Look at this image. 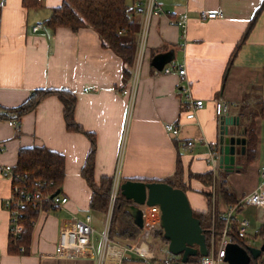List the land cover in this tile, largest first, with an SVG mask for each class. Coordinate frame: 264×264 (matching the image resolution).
<instances>
[{"label":"crops","instance_id":"0c3cea01","mask_svg":"<svg viewBox=\"0 0 264 264\" xmlns=\"http://www.w3.org/2000/svg\"><path fill=\"white\" fill-rule=\"evenodd\" d=\"M62 1L39 0V5L25 7L22 0H0V108L19 106L35 89L67 90L75 98L73 119L82 130H66L63 106L56 95L41 100L17 127L0 120V264H99L101 245L93 257L65 259L54 254L60 228L93 211L91 190L81 175L91 147L85 133L95 140L96 182L104 176L112 178V187L116 180L119 187L126 181L182 180L193 212H207V202L212 205L215 199L218 215L230 206L218 197L217 184L213 181L214 185L206 187L189 179V174L212 170L225 180L238 202L260 188L264 191V120L258 115L264 102V7L231 57L263 0H155L159 15L134 12L137 34L130 67L103 46L91 28L46 27L43 22ZM126 2L133 8L135 0ZM200 12L221 16L200 19ZM178 22L185 23V28L178 27ZM36 25L42 28L34 31ZM167 54L168 62L156 69L152 60ZM179 66L185 75L178 74ZM187 89L193 100L203 102L193 121L185 118ZM218 101L228 106L226 116L238 119V125L228 127V136L244 138V147L246 125L249 120L255 123V158L246 163L240 146H235L232 172L221 169L216 157L222 138V120L214 110ZM168 123L178 126L176 137L165 130ZM34 146L63 155L61 197L67 202L54 212L38 214L29 253L21 255L8 251L11 218L4 203L12 185L2 168L14 167L19 150ZM199 194L205 195L204 202ZM234 215L236 221L249 222L248 234L251 229L255 233L264 224V204L241 205ZM212 223L211 211L210 227ZM18 226L21 229L19 218ZM157 240L151 236L148 244ZM123 263L143 261L130 255Z\"/></svg>","mask_w":264,"mask_h":264},{"label":"trees","instance_id":"16d2710c","mask_svg":"<svg viewBox=\"0 0 264 264\" xmlns=\"http://www.w3.org/2000/svg\"><path fill=\"white\" fill-rule=\"evenodd\" d=\"M25 7H35L39 5V0H22ZM264 7V0L249 21L248 28L241 38L240 42L234 49L231 57L234 56L238 47L243 43L248 31L254 25L260 11ZM134 8H132L126 0H63L62 3L52 8L49 18L43 23L46 27L55 29L57 27L68 28L71 31H77L82 28L93 29L102 40L103 46L112 50L121 58L126 67H130L135 53L137 23L134 19ZM1 16V7H0ZM124 73L129 76V70L124 69ZM49 95H56L63 106V116L66 130L69 132H82L80 127L73 119V111L75 106L74 96L67 90L55 89H35L31 92L28 99L17 107L0 108V120L11 121L15 127L19 126L20 120L24 115L31 112L35 107ZM258 115L264 120V102L260 106ZM253 119V118H250ZM90 140V150L87 154L84 165L81 169V175L91 190V199L89 207L93 211L105 214L109 204V196L112 188V178L102 177L98 182L94 180V136L85 133ZM246 147L243 154L246 163H251L255 158L257 138L255 135L254 120H249L246 125ZM179 160L177 162L179 175ZM11 185L18 186L19 190L31 199L28 203H24L20 208L21 215L19 217L21 229L19 235L8 236V251L10 253H18L26 255L29 253L30 238L35 222L40 212H54L58 206L49 198L61 196V186L64 180L65 167L64 157L61 153L49 150L42 146H34L30 148L20 149L17 155V162L12 167ZM194 178L204 186L217 184L218 197L226 206L238 204L235 196L229 193L224 179H218L217 174L212 170L203 174H189V179ZM214 181V182H213ZM166 183L174 188H179L185 192V185L180 180L172 182L166 180ZM38 195V198L35 196ZM47 196L49 198H47ZM209 202V201H208ZM207 202V212L195 213L194 217L199 219L202 229L204 230L205 242L209 248L211 240V203ZM130 202L126 200L118 189L117 197L113 206L110 225L108 230V239L110 241H134L140 233L138 228L126 211ZM240 206L237 208L239 209ZM32 222V223H31ZM225 226V219L216 215L214 219V237L221 235ZM237 221L232 219L228 235L232 237V241L244 249L255 247V242L264 244V224L261 225L254 234H247L245 239L236 235ZM153 238L168 243L163 237L161 228L155 230L152 234ZM202 256L196 255L188 259L189 262H197ZM167 258L180 261V257L167 254ZM249 264H264V252L256 259L251 258Z\"/></svg>","mask_w":264,"mask_h":264},{"label":"built area","instance_id":"2783aa9c","mask_svg":"<svg viewBox=\"0 0 264 264\" xmlns=\"http://www.w3.org/2000/svg\"><path fill=\"white\" fill-rule=\"evenodd\" d=\"M144 1V3H143ZM134 11L137 14H143L146 17L151 15H159L161 13L160 7L156 4L155 0H135L133 6ZM219 12H200V19H216L220 17ZM176 25L180 28H185V23L178 22ZM41 25H36L33 30L37 31L41 29ZM144 49V35H142L138 43V51L141 53ZM178 74L185 75V70L183 67H178ZM187 101L185 109L187 114L185 118L188 121H193L195 119V113L197 110L203 107V102L200 100H193L190 97V92L188 89ZM127 94V90L123 91ZM214 110L217 118H223L228 114V106L221 101H218L214 105ZM9 125L14 126V124L9 121ZM165 130L176 137L179 134V128L175 124H165ZM215 156V155H214ZM2 174L6 177H12V168L4 167L2 168ZM264 176V173H263ZM116 180V176L114 178ZM118 183L115 181V186L111 188L109 196V204L107 212L105 214L104 222V232L101 235V251H100V262L99 264H124V260L130 259V255H135L142 259L143 264H223L226 247L229 243H234L232 237L228 235L230 230V225L232 219H234V213L236 208L241 205H251L255 207H260L264 204V191L262 188L257 191L252 192L247 197L243 198L238 202V204L230 206L227 210L222 212V215L216 214V205L214 203L215 199L212 201V221H214L215 216L218 215L225 219V226L222 233L218 237H214V225L212 223L211 227V240L208 250V255L201 257L197 262H182L174 261L167 257L155 258L153 253L150 251L148 246V240L151 238L153 232L160 228V210L157 206H141L143 225L140 228V233L135 239V241L125 244H114L108 239V230L110 225V219L112 215L113 206L118 193ZM38 198V195L35 194ZM47 198H49L47 196ZM29 196H25L18 188V186L13 185L11 188V194L8 200L4 203L5 207L10 213L11 218V228L10 235L16 237L19 235L20 227L18 226V218L21 215L20 208L24 203L30 201ZM57 206L64 205L67 202V198L61 196H51L49 198ZM91 215H86L82 220L73 219L69 224L63 225L60 228L58 241L55 248V256L57 258L74 259V258H87L93 257L95 255L94 247V235L95 230L92 225ZM249 222L247 220L237 221L236 235L239 238L245 239L248 234ZM129 255V256H128ZM180 257V256H179Z\"/></svg>","mask_w":264,"mask_h":264},{"label":"water","instance_id":"95a60500","mask_svg":"<svg viewBox=\"0 0 264 264\" xmlns=\"http://www.w3.org/2000/svg\"><path fill=\"white\" fill-rule=\"evenodd\" d=\"M169 58L170 54L156 56L152 64L156 69L161 70ZM221 120L222 138L216 157L221 169L232 172L236 169L235 146H240L241 154H244L245 139L228 136V127L238 125V119L226 116ZM119 189L122 196L130 202L126 211L138 228H142L143 225L141 206L159 208L160 228L164 239L168 242V253L176 257L180 256L182 262H187L190 257L198 254L202 257L208 255L204 230L199 219L194 217L188 197L183 190L174 188L166 182L142 181H126ZM262 252H264V244L246 250L235 243H229L224 261L228 264H249L251 258H258Z\"/></svg>","mask_w":264,"mask_h":264},{"label":"rangeland","instance_id":"374dc122","mask_svg":"<svg viewBox=\"0 0 264 264\" xmlns=\"http://www.w3.org/2000/svg\"><path fill=\"white\" fill-rule=\"evenodd\" d=\"M175 182H177L175 180ZM217 187V186H216ZM200 195V194H199ZM202 196V197H200ZM198 198L200 200H202L204 202V197L205 195H200ZM90 215L92 216V227L95 230V248L96 251L99 252V247H100V243H101V235L104 232V221H105V214H101V213H97V212H90ZM250 234L253 233V229L250 230ZM254 234V233H253ZM150 241V239L148 240V242ZM122 242V241H119ZM124 244V243H122ZM255 247H260L261 244L260 242H255L253 244ZM150 251L153 252L155 258H160V257H167L168 254V250H167V243L166 242H162L157 240L156 242H152L148 244ZM223 264H228L227 262H223Z\"/></svg>","mask_w":264,"mask_h":264}]
</instances>
